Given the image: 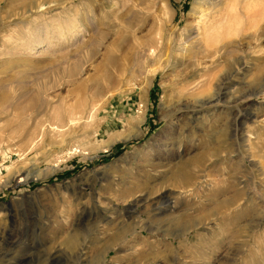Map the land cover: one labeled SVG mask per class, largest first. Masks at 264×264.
<instances>
[{
  "label": "rangeland",
  "instance_id": "rangeland-1",
  "mask_svg": "<svg viewBox=\"0 0 264 264\" xmlns=\"http://www.w3.org/2000/svg\"><path fill=\"white\" fill-rule=\"evenodd\" d=\"M3 95L0 264H264V0H0Z\"/></svg>",
  "mask_w": 264,
  "mask_h": 264
},
{
  "label": "bare ground",
  "instance_id": "bare-ground-1",
  "mask_svg": "<svg viewBox=\"0 0 264 264\" xmlns=\"http://www.w3.org/2000/svg\"><path fill=\"white\" fill-rule=\"evenodd\" d=\"M233 8H234V7H233ZM221 17H222V16H221ZM226 21H227V20H226ZM229 23H231V22H229ZM229 23H225V24H229ZM225 24H224V25H225ZM209 28H210V27H209ZM226 28H228V26H227ZM210 29H211V28H210ZM210 29H209V31H210ZM212 29H213V28H212ZM220 31H221V30H220ZM50 46H54L52 42H50ZM32 99H33V98H32ZM6 100H7V96H5V95H3L2 98H0V105H1V107H2V105L5 106ZM34 102H35V101H34ZM37 103H38V102H37ZM43 103H44V102H43ZM28 104L31 105L30 102H29ZM28 104H27V105H28ZM41 106H42V105H41ZM26 108H27V107H26ZM26 108H25V109H26ZM14 109H16V110H20V111H21V110H22V107H20V105H15V106H14ZM27 109H28V108H27ZM61 117H62V116H61ZM69 117H70V116H69ZM63 118H64V117H63ZM63 118H61V119H63ZM72 118H73V116H72ZM181 180L183 181V182H182L183 184H184V183H187L184 179H181ZM188 183H189V182H188ZM186 185H187V184H186Z\"/></svg>",
  "mask_w": 264,
  "mask_h": 264
}]
</instances>
